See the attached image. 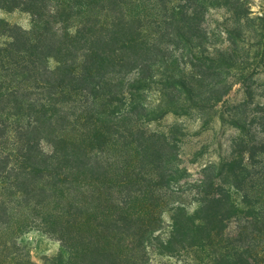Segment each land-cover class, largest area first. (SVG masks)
Listing matches in <instances>:
<instances>
[{"label": "trees", "instance_id": "1", "mask_svg": "<svg viewBox=\"0 0 264 264\" xmlns=\"http://www.w3.org/2000/svg\"><path fill=\"white\" fill-rule=\"evenodd\" d=\"M1 10L31 28L0 17V264H32L34 230L61 244L41 264H264V13L249 0ZM238 85L243 101L220 110ZM194 110L235 134L194 184H173L180 130L150 126Z\"/></svg>", "mask_w": 264, "mask_h": 264}, {"label": "rangeland", "instance_id": "2", "mask_svg": "<svg viewBox=\"0 0 264 264\" xmlns=\"http://www.w3.org/2000/svg\"><path fill=\"white\" fill-rule=\"evenodd\" d=\"M249 6L253 15L264 13V0H249ZM215 19L221 20V15L215 13ZM0 17L11 24L19 25L24 29L31 28V16L20 10L0 11ZM255 82L264 83V76H256ZM149 101L157 104L161 97L159 93L149 94ZM243 89L238 85L229 97V101L223 109L229 110L243 101ZM253 108V107H252ZM219 110V108L217 109ZM204 114V119H201ZM209 122V123H208ZM151 129L167 131L170 127H176L181 135L179 140L180 159L182 167L187 173L180 182L173 184H194L201 178L202 168L211 162H217L219 157L227 153L229 140L235 134L234 128L228 123L222 124L219 120L212 119V114L193 111L190 115L176 117L172 114L151 124ZM21 242L30 253L29 261L32 264H41L46 257H53L61 251L60 242L49 234L40 230H34L21 238Z\"/></svg>", "mask_w": 264, "mask_h": 264}]
</instances>
